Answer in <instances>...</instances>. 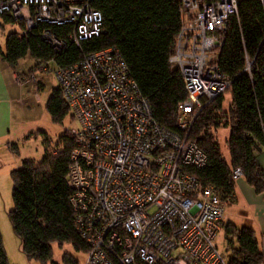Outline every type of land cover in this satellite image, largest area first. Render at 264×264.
<instances>
[{"label": "built area", "instance_id": "built-area-1", "mask_svg": "<svg viewBox=\"0 0 264 264\" xmlns=\"http://www.w3.org/2000/svg\"><path fill=\"white\" fill-rule=\"evenodd\" d=\"M92 2L0 0V14L22 23L24 34L38 22L72 26L66 37L79 47L104 31L103 14ZM239 2L181 0L169 63L183 77L187 95L175 131L156 122L117 47L53 70L75 123L67 128L75 140L67 181L76 229L88 247L83 264H228L214 241L223 203L192 172L206 166L207 154L189 131L202 108L233 82L218 60ZM42 37L55 51L66 45L51 28ZM261 51L264 62V41ZM257 55L245 54L242 71L251 79ZM233 174L242 177L239 168ZM260 239L264 264V233Z\"/></svg>", "mask_w": 264, "mask_h": 264}, {"label": "trees", "instance_id": "trees-1", "mask_svg": "<svg viewBox=\"0 0 264 264\" xmlns=\"http://www.w3.org/2000/svg\"><path fill=\"white\" fill-rule=\"evenodd\" d=\"M92 3L103 14L104 31L100 35L83 39L78 47L66 37L72 26L38 22L26 34L10 33L5 52L0 50L1 59L15 64L29 54L36 61L34 66H47L53 60L57 68L73 65L83 54L117 47L139 90L149 101L156 122L175 131L179 105L187 95L183 77L169 63L181 25V0H93ZM238 8V16L230 17L218 60L222 73L233 80L226 91L230 102L224 108L226 92L218 95L197 114L189 131V139L207 154L206 166L192 172L203 186H210L219 194L223 205L235 200L234 184L238 178L233 171L237 168L242 173L240 178L244 177L257 193L264 191V173L256 159L260 148H264L261 51L264 14L260 0H240ZM0 16L14 21L6 13ZM49 28L66 42L61 51H55L42 37L43 31ZM246 52L251 57L258 54L251 69L252 79L242 71ZM45 105L56 122L61 123L67 114L71 115L59 86L52 89ZM220 126H228L231 130L226 140L229 156L222 152L217 140ZM58 137L52 146L47 139L40 160L24 158L22 166L10 172L14 201V208L8 211L11 227L25 257L42 264H60L52 259L53 243L70 242L79 251L88 249L87 242L76 229V214L70 203L72 192L67 181L75 140L68 129ZM222 221L227 249L231 252L227 263L263 264L261 239L255 230ZM63 259L64 264H77L71 256ZM0 264H10L1 233Z\"/></svg>", "mask_w": 264, "mask_h": 264}, {"label": "rangeland", "instance_id": "rangeland-1", "mask_svg": "<svg viewBox=\"0 0 264 264\" xmlns=\"http://www.w3.org/2000/svg\"><path fill=\"white\" fill-rule=\"evenodd\" d=\"M16 32L18 34L23 33L21 23L10 21L0 16V49L2 51L5 52L8 35ZM35 64L36 61L29 54L17 60L15 64L2 63V66L8 65L9 67L7 71L3 68V73L7 75V82L11 84L8 71H14V80L20 85L18 87V95L17 89L11 84L12 94L15 95V103H13L15 124H13L11 129L8 142L4 139L6 142L0 145V233L10 264H42L39 260L29 261L28 258H25L19 248V239L11 227L8 211L14 208V201L10 172L13 169L20 168L24 158L40 160L45 153L47 139L50 141L49 146H52L65 129L75 125L70 114H67L61 123L52 120L45 105L52 88L58 85L53 71L56 68L55 62L50 60L47 64L48 67L45 66L49 72H45L40 66H34ZM16 78L19 79L18 82ZM35 93L39 94V99L36 98ZM224 97L223 107L226 108L231 97L227 92ZM19 122L20 124L17 125ZM217 130V140L221 144L222 152L229 156L226 140L229 138L231 130L228 126H220ZM237 205L239 207L243 205V198L240 199ZM239 219H241L238 221V226L240 227H250L252 225V219ZM256 230V235H258L259 228H256ZM214 241L224 258L227 259L231 252L227 249L224 227L216 234ZM52 248V259L60 264H64V256H71L77 264H83L85 260V252L77 250L70 242L62 245L53 243Z\"/></svg>", "mask_w": 264, "mask_h": 264}, {"label": "crops", "instance_id": "crops-1", "mask_svg": "<svg viewBox=\"0 0 264 264\" xmlns=\"http://www.w3.org/2000/svg\"><path fill=\"white\" fill-rule=\"evenodd\" d=\"M2 61L3 60L0 59V145H3L6 142V140L8 142V138L11 135L10 134L11 129L13 127V124H15L14 106H13L14 105L13 103H15L14 102L15 95L12 94L13 89L11 87L12 86L11 84H13L17 89L18 95H19L18 87H20V85H18L14 80L13 77V75H15L14 71H8L10 75L9 82L11 84L7 82L6 79L7 75L3 73V68L5 69V71H7L9 67L8 65L2 66V63H4V61L3 62ZM56 87H58V85ZM19 124L20 122L17 125ZM256 159L257 162H259L260 164L262 172L264 173L263 147H261L259 152L257 153ZM234 185H235V191H234L235 200L232 203L229 204L227 203L223 205L224 210H223L222 223L232 222L233 224L235 223L236 225H239L238 221L241 220L239 218H242L244 220L246 218L252 219L251 220L252 225H250V228H253L256 234H257L256 228H259L258 236L260 237L261 234L264 233V191L261 193H257L254 190V188L246 182L244 177L236 179ZM241 198H243V205L239 207L237 204L240 202Z\"/></svg>", "mask_w": 264, "mask_h": 264}]
</instances>
